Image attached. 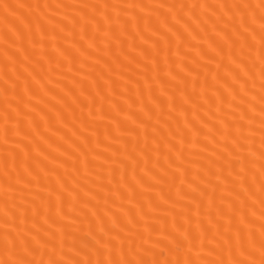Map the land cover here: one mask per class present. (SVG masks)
Returning a JSON list of instances; mask_svg holds the SVG:
<instances>
[{"label": "bare ground", "instance_id": "1", "mask_svg": "<svg viewBox=\"0 0 264 264\" xmlns=\"http://www.w3.org/2000/svg\"><path fill=\"white\" fill-rule=\"evenodd\" d=\"M0 264H264V0H0Z\"/></svg>", "mask_w": 264, "mask_h": 264}]
</instances>
